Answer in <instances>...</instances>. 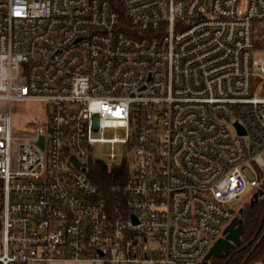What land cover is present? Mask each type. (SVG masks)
<instances>
[{
  "label": "built area",
  "instance_id": "built-area-1",
  "mask_svg": "<svg viewBox=\"0 0 264 264\" xmlns=\"http://www.w3.org/2000/svg\"><path fill=\"white\" fill-rule=\"evenodd\" d=\"M258 26L264 0H0V264H199L264 170ZM21 101L47 117L14 137ZM95 144L132 154L124 209Z\"/></svg>",
  "mask_w": 264,
  "mask_h": 264
},
{
  "label": "trees",
  "instance_id": "trees-1",
  "mask_svg": "<svg viewBox=\"0 0 264 264\" xmlns=\"http://www.w3.org/2000/svg\"><path fill=\"white\" fill-rule=\"evenodd\" d=\"M255 170L258 186L253 189L256 196L237 214L242 222L240 242L227 255L211 257L208 264H264V174L259 168ZM87 176L98 186L110 211L114 207L124 209L125 197L113 187L127 180L128 164L109 169L104 162H96L90 164Z\"/></svg>",
  "mask_w": 264,
  "mask_h": 264
},
{
  "label": "rangeland",
  "instance_id": "rangeland-1",
  "mask_svg": "<svg viewBox=\"0 0 264 264\" xmlns=\"http://www.w3.org/2000/svg\"><path fill=\"white\" fill-rule=\"evenodd\" d=\"M244 3V1H243ZM258 33L260 36L256 38L255 41V50L252 52V58L256 62H261L264 59V49H261L264 46V26H258ZM12 107V132L14 137H23L28 133H31L34 126L37 124H44L46 122V108L45 104L38 101H21V102H13L11 104ZM3 109V103L0 102V111ZM118 134L123 135L124 132L122 130L116 131ZM113 134V131H106L104 136L109 137ZM92 158L100 161L108 162L106 165L109 169L115 164H120V162L124 159V153L126 160H129L132 157L131 152L125 151L124 146L121 144L114 145V153L118 155L117 160L114 164H110L111 162L107 159V156L111 152L110 144H95L92 146ZM95 161L92 164H95ZM104 162V163H105ZM129 168L132 169V164H128ZM264 174V170H262ZM258 186V184H257ZM255 191L252 187H248L246 191L237 199L231 201L228 206L235 211V216H237L239 210L247 204L253 197ZM43 264H70V263H43ZM143 264H150L149 262Z\"/></svg>",
  "mask_w": 264,
  "mask_h": 264
},
{
  "label": "water",
  "instance_id": "water-1",
  "mask_svg": "<svg viewBox=\"0 0 264 264\" xmlns=\"http://www.w3.org/2000/svg\"><path fill=\"white\" fill-rule=\"evenodd\" d=\"M239 134H244L243 131H239ZM40 146L42 147V139L40 140ZM256 195L254 194L253 197ZM242 230V222L239 218H234L230 224L224 229L223 237L219 238L209 251L205 254L199 264H208L211 257H222L227 255L235 246L240 242L239 236Z\"/></svg>",
  "mask_w": 264,
  "mask_h": 264
},
{
  "label": "flooded vegetation",
  "instance_id": "flooded-vegetation-1",
  "mask_svg": "<svg viewBox=\"0 0 264 264\" xmlns=\"http://www.w3.org/2000/svg\"><path fill=\"white\" fill-rule=\"evenodd\" d=\"M235 218H237V216H235ZM223 237V236H222Z\"/></svg>",
  "mask_w": 264,
  "mask_h": 264
}]
</instances>
